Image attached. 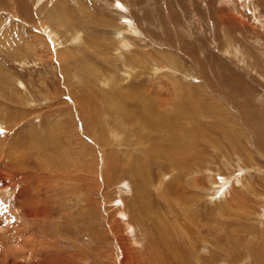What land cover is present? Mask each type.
Listing matches in <instances>:
<instances>
[{"label": "rangeland", "instance_id": "obj_1", "mask_svg": "<svg viewBox=\"0 0 264 264\" xmlns=\"http://www.w3.org/2000/svg\"><path fill=\"white\" fill-rule=\"evenodd\" d=\"M124 19L137 30V36L124 35L130 38L131 47L138 52L143 49L142 53L147 55L160 51L158 67L174 62L179 70L177 76L182 79L157 72L137 80L134 77L128 80L129 84L141 83L144 90L141 93L130 89L128 96L144 94L152 104L151 116L158 112L160 118H193L188 112L193 103L204 112V117L197 118H207L202 120L206 128L214 131L211 124L221 121L233 133L230 136L214 133L218 135V145L226 151L222 153L225 163L219 160V150L205 146L193 158L178 157L181 162H176L174 167L167 165L165 158L158 160L151 155L150 161L141 166L150 173V179L154 182L163 179V183L160 189L149 186L146 191L140 184L141 166L124 164L117 171L107 172L103 165L106 151L121 144L125 149L117 151L126 161L133 139L129 137V127H118L122 124L120 118L126 117H120L107 100L108 96L118 99L120 94L128 93L123 86L129 84L121 77L126 76L129 63L136 65L128 60V52L121 50L117 54L113 50ZM122 61L123 64L126 61L125 69L118 65ZM143 67L141 64L139 69ZM111 72L117 76L111 77ZM182 73L185 78L181 77ZM131 91L138 95L133 96ZM131 101L129 97L126 104L134 108ZM173 107L179 110V115L169 113ZM107 117L106 124L109 122L117 135L103 126L102 118ZM0 127V264H111L116 252L111 231L117 232L125 242L130 240L132 245L133 234L138 242L133 247L139 254L145 251V260L151 258L149 247L155 255L159 250L167 255L175 254L172 250L167 252L169 246L185 250L178 258L184 264H264V176L261 174L264 175V0H0ZM232 141L236 142L233 145L237 150L230 148ZM239 156L242 159L238 160ZM229 163L234 165L227 171L223 164L228 167ZM137 167L139 174L135 171ZM239 170L243 171L237 173ZM191 171L197 178V186L193 188L187 185L190 180L187 172ZM228 173L232 176L230 182L245 175L244 184L235 182L236 193L227 195L226 204L208 200L212 196L206 190L208 175L214 174L216 179L219 176L216 181L225 182L223 177ZM132 179L135 180L131 182ZM248 185L255 191L248 189ZM185 203L192 204L188 208L193 220L204 227L203 237H197L190 229L186 234L191 236L186 240L153 224L154 218L168 217L170 223L177 219L183 227H189L182 211ZM143 205L149 209L146 214L141 212ZM137 216L140 224L134 219ZM236 231L241 235H236ZM204 239L206 243L202 242ZM168 241L170 244L165 246ZM211 244L218 245L214 249ZM219 245L223 255L230 252L232 255L223 256L218 251ZM192 246L198 247L197 255ZM208 253L219 254L229 261L216 259L213 263ZM198 255H201L199 259ZM107 260L108 263L104 262Z\"/></svg>", "mask_w": 264, "mask_h": 264}, {"label": "bare ground", "instance_id": "obj_2", "mask_svg": "<svg viewBox=\"0 0 264 264\" xmlns=\"http://www.w3.org/2000/svg\"><path fill=\"white\" fill-rule=\"evenodd\" d=\"M81 1V0H80ZM58 2V1H57ZM63 2H65V1H63ZM78 2V1H77ZM60 3V2H59ZM66 3V2H65ZM82 3V2H81ZM80 3V4H81ZM106 3V2H105ZM64 4V3H63ZM117 4V3H116ZM59 5V4H58ZM120 5H122V4H120ZM120 5L118 6V7H120ZM77 7V6H76ZM85 9V8H84ZM83 10V9H82ZM107 11V10H106ZM127 11V10H126ZM60 12V11H59ZM64 12H65V10H64ZM84 12V11H83ZM110 12V11H109ZM122 13V12H121ZM116 15L117 14H119L118 13V11H117V13H115ZM93 15V14H92ZM106 15V14H105ZM104 15V16H105ZM85 16V15H84ZM120 16H121V14H120ZM93 17V16H92ZM122 17H123V15H122ZM95 18V17H94ZM119 18V17H118ZM107 19H108V17H107ZM100 20V19H99ZM98 20V21H99ZM109 20V19H108ZM122 20V19H121ZM69 21V20H68ZM85 21V20H84ZM71 22V21H70ZM96 22V21H95ZM106 22V21H105ZM104 22V23H105ZM111 22V21H110ZM128 22V20L127 19H124L123 21H122V25L120 24V28L122 29V31H120V33H119V35L117 34V37L118 38H116L115 39V42L116 41H118L117 43L118 44H116L117 45V47L115 46L114 47V49L113 50H115V52H117V54L122 50V51H124L126 54H127V52H128V54L126 55L129 59V61L131 60L132 61V63H136V65H133V64H131V63H129V65H128V67H126L127 69H128V71L126 72V76H123L122 75V77L121 78H123L124 79V77L126 78L125 80L126 81H124V82H128L127 84H129V81L128 80H131V79H134V77H135V79L137 80V78H142V77H144L145 75H149V77H150V75L151 74H153L154 75V73L156 74V72L158 73V74H164L165 73V76L167 75V76H173V75H175V76H177V72L179 71V70H176L177 68H175V66L173 65V63L174 62H170L167 66L166 65H164V64H162V67H158V65H160V60L158 59L159 58V53H160V51L158 52V51H156V53L154 54V53H149V55H147V53H142L143 52V49L141 50V52H138L137 50H134L133 49V47H131V46H133V45H130L129 43H130V38H128V37H124V35H127V34H130V35H134L135 34V36H137V30H134L133 29V24H131L132 22H130V24H128L127 23ZM78 23V22H77ZM80 23V22H79ZM94 23V22H93ZM97 23V22H96ZM107 23V22H106ZM114 23V22H113ZM66 24V23H65ZM65 24H64V26H65ZM92 24V23H91ZM102 24V23H101ZM67 26H69V23H67L66 24ZM85 25V24H84ZM99 25V24H98ZM105 25V24H104ZM111 25V24H110ZM116 25V24H115ZM74 26V25H73ZM79 26V25H78ZM106 26V25H105ZM109 26V25H108ZM82 27V26H81ZM107 27V26H106ZM110 27V26H109ZM118 27V29H120ZM84 28V27H83ZM99 28V27H98ZM113 28V27H112ZM70 29H72L71 27H70ZM95 29V28H94ZM108 29V28H107ZM73 30V29H72ZM88 30V29H87ZM102 30V29H101ZM80 31H82V30H80ZM89 31H90V29H89ZM95 31V30H94ZM108 31V30H107ZM87 32V31H86ZM103 32V31H102ZM84 33V32H83ZM92 33V32H91ZM94 33V32H93ZM96 33V32H95ZM98 33V32H97ZM118 33V32H117ZM75 34V33H74ZM90 34V33H89ZM110 33H108V35H109ZM53 35V34H52ZM71 35V34H70ZM76 36H77V39H78V37H80V33L77 31L76 32ZM85 36V35H84ZM88 36V35H87ZM91 37H93V36H91ZM73 38H75V40H76V37H73ZM82 38V37H81ZM86 38H90L89 36L88 37H86ZM94 38H97L96 36H94ZM113 38V37H112ZM137 38V37H136ZM101 39V38H100ZM99 39V40H100ZM132 39V38H131ZM139 39V38H138ZM55 41H56V39H54ZM79 40V39H78ZM82 40H83V38H82ZM104 40V39H103ZM134 40H135V38H134ZM137 40V39H136ZM72 41V40H71ZM80 41V40H79ZM89 41V40H88ZM101 41V40H100ZM99 41V42H100ZM139 41V40H138ZM76 42V41H75ZM75 42H73V43H75ZM89 42H91V40L89 41ZM95 42V41H94ZM142 41H140V43H141ZM54 43H56V42H54ZM71 43V42H70ZM83 43V42H82ZM142 43H144V42H142ZM69 44V43H68ZM80 44V43H79ZM96 44V43H95ZM94 44V45H95ZM102 44H103V42H102ZM131 44H133V43H131ZM100 45V44H99ZM144 45V44H143ZM74 46V45H73ZM87 47V49H89L88 48V44L86 45ZM97 46H98V44H97ZM101 46V45H100ZM134 46H135V44H134ZM139 46V45H138ZM156 46V45H155ZM69 47V46H68ZM77 47H80V46H77ZM92 47V46H91ZM93 47H95V46H93ZM92 47V48H93ZM102 47V46H101ZM100 47V48H101ZM104 47V46H103ZM111 47V46H110ZM148 47V46H147ZM234 47V46H233ZM84 48V47H83ZM85 48V49H86ZM96 48V47H95ZM137 48H139V47H137ZM73 49V48H72ZM84 49V50H85ZM136 49V48H135ZM147 49V48H146ZM146 49H144V50H146ZM90 50V49H89ZM89 50H88V52H89ZM94 50V49H93ZM92 50V51H93ZM103 50H104V48H103ZM102 50V51H103ZM148 50V49H147ZM149 51V50H148ZM67 52V51H66ZM81 52V51H80ZM97 52V51H96ZM104 52V51H103ZM105 52H106V50H105ZM113 52V51H112ZM73 53H76L77 54V52H73ZM94 53H95V51H94ZM88 56H90V53L88 54V53H86ZM93 54V53H92ZM97 54V53H96ZM102 54V53H101ZM67 55V54H66ZM65 55V56H66ZM69 55V54H68ZM87 55H84V56H87ZM103 55V54H102ZM109 55V54H108ZM122 55V54H121ZM160 55L162 56V53H160ZM166 55V54H165ZM73 56V55H72ZM71 56V57H72ZM83 56V57H84ZM92 56V55H91ZM90 56V57H91ZM94 56V55H93ZM92 56V57H93ZM167 56V55H166ZM94 57H96V56H94ZM93 57V58H94ZM97 57H98V55H97ZM108 57V56H107ZM123 57V56H122ZM121 57V58H122ZM77 58H79L78 56H77ZM104 58V57H103ZM110 58V57H109ZM108 58V59H109ZM114 58V57H113ZM123 58H125V54H124V57ZM164 58H165V56H164ZM63 59V58H62ZM69 59V58H68ZM72 59H73V57H72ZM90 59V58H89ZM88 59V60H89ZM162 59V58H161ZM166 59V58H165ZM63 60H65V59H63ZM95 60H96V58H95ZM100 60H102L101 58H100ZM107 60V59H106ZM164 60V59H163ZM162 60V61H163ZM80 61H82V60H80ZM96 61H98V59L96 60ZM108 61V60H107ZM111 61H113V60H111ZM110 61V64H112V62ZM130 61V62H131ZM166 61V60H165ZM168 61V60H167ZM70 62H71V60H70ZM85 62V61H84ZM109 62V61H108ZM115 62V61H114ZM65 63V62H64ZM86 63V62H85ZM101 63V62H100ZM119 63V62H118ZM125 63H126V61H125ZM124 63V64H125ZM90 64V63H89ZM88 64V65H89ZM102 65H103V63H101ZM100 64V65H101ZM106 64H108V63H106ZM110 64H108V65H110ZM124 64H123V61H122V65H121V63H119L118 65H120V67L122 66V68L123 69H125V67H124ZM141 64H143L144 65V67L143 68H141V69H139L140 67H141ZM113 65H116L117 67H118V65L117 64H113ZM126 65V64H125ZM69 66V65H68ZM84 66V65H83ZM86 66V65H85ZM111 66V65H110ZM91 67V66H90ZM94 67V66H93ZM100 67V66H99ZM103 67V66H102ZM115 67V66H114ZM116 67V68H117ZM86 68H88L89 69V67H87L86 66ZM95 68V67H94ZM98 68V67H97ZM85 69V68H84ZM91 69V68H90ZM120 69V68H119ZM83 70V69H82ZM92 70V69H91ZM99 71H101L100 69H98ZM97 70V71H98ZM107 70V69H106ZM139 70H141V71H139ZM143 70H148V73L146 72H143ZM84 71V70H83ZM88 71H90V70H88ZM112 71V70H111ZM121 71V70H120ZM107 72V71H106ZM106 72H103V73H106ZM100 73V72H99ZM102 73V72H101ZM107 73H109V72H107ZM107 73H106V75H107ZM124 73V72H123ZM96 74V73H95ZM94 74V75H95ZM111 74H112V72H111ZM111 74H110V76H111ZM113 74H114V72H113ZM112 74V76L111 77H113L114 75ZM119 74H121V73H119ZM74 75V74H73ZM103 75V74H102ZM182 76L181 77H186L185 76V74L184 73H182L181 74ZM76 76V75H75ZM108 76V75H107ZM115 76H117V75H115ZM114 76V77H115ZM96 77V76H95ZM94 77V78H95ZM80 78V77H79ZM78 78V79H79ZM97 78V77H96ZM118 78H120V77H118ZM178 80H182L180 77H176ZM98 79V78H97ZM107 79H108V77H107ZM112 79V78H111ZM111 79H110V81H111ZM114 79V78H113ZM81 80V79H80ZM95 81V80H94ZM117 81V80H116ZM97 82V81H96ZM99 82V81H98ZM109 82V81H108ZM122 81H120V83H121ZM94 83V82H93ZM96 84V83H95ZM114 84H118L117 82L115 83L114 82ZM113 84V85H114ZM119 85V84H118ZM178 84H176V85H174L175 87L177 86ZM95 86V85H94ZM107 86V85H106ZM108 86H110V85H108ZM122 86V85H121ZM105 87V86H104ZM103 87V88H104ZM112 87V86H111ZM120 87V86H119ZM124 88H126L127 90H128V93H126V94H120L121 96H119L118 97V99H115V98H113L112 99V97L110 98L109 96H108V101L111 103V104H109L110 105V108H113L114 110H115V112L117 113V114H121L120 115V117H126V118H120V120L122 121V124H118V127L120 128V127H123L124 126V129H126L127 127H129V137L131 138H133L132 139V146L129 148V149H127V151L129 150L130 152L129 153H127V157L129 158V159H127L126 161H125V159L124 160H122L120 157H121V155H119L118 154V151L119 150H124L125 148L121 145V144H115L114 146H113V149L111 150V151H106V155L104 156L105 158H103V159H105L104 160V166L106 167V168H108L107 169V172H111V170H115L116 168H118V166L119 165H124V164H127L128 166H130V165H135V166H141V165H146V163H147V161H150V159H151V157L153 156V157H156V158H158V160L159 159H161V158H165L166 159V161L168 162V164L167 165H169L170 167L171 166H173L174 167V164L176 163V162H181V161H179V159H178V157H180V156H187V157H191V158H193V157H195L196 155L195 154H198L197 153V151H199V148H201L202 146H205V148L206 149H216V150H219V160H221V162H226V160H225V158H224V156L222 155V153H225L224 151H223V148L221 147V146H219L218 145V142H217V140H218V138L216 137V136H218V135H215L214 133L215 132H219L220 134H221V136H225V135H228V136H230V135H232L233 133L231 132V129L230 128H228V126H224V124L221 122V121H219L218 123H216V124H211V127L214 129V131L210 128V127H208V128H206L205 127V123L202 121V120H206L207 118H197V117H204V112L202 111V109H200V110H198V109H196L194 106H193V103H192V106L190 107V111H188V112H191V113H189V115L191 116V117H193V118H178V116H177V118H160V116L158 115L159 113L157 112V114H152V116L150 115V112L153 110L152 109V104H151V102L146 98V96L144 95V94H141V95H139L138 97H132V96H128V94L130 93L129 91H130V89L131 90H137V91H142L141 93H143V90H144V87H143V85L140 83V85H137V86H135L134 84H129V85H127L126 87L125 86H123ZM122 87V89H124ZM102 89V88H101ZM109 89V88H108ZM121 89V90H122ZM114 90H115V88H114ZM176 90H178V89H176ZM117 91H119V93H121L120 92V90H118L117 89ZM107 92V91H106ZM110 92H111V90H110ZM126 92V91H125ZM131 92H133V91H131ZM135 92V91H134ZM134 92L133 93H131V94H133V96H137L138 94H134ZM108 93V92H107ZM124 93V92H123ZM192 93V92H191ZM116 95V94H115ZM130 95V94H129ZM104 97V96H103ZM106 97V96H105ZM129 97H131L132 98V100L134 101H131V102H133V104H134V108H130L129 107V105L128 104H126L127 102H126V99H129ZM191 98V97H190ZM103 99H105V98H103ZM139 99L142 101V102H140L139 101ZM84 101V100H83ZM82 103V102H81ZM136 103H138L139 104V106H137V104ZM167 103V102H166ZM168 104V103H167ZM94 105V104H93ZM183 106H184V104H182ZM170 106V105H169ZM180 106V105H179ZM188 106H190V105H188ZM132 107V106H131ZM155 107V106H154ZM164 107V106H163ZM183 108V107H182ZM155 109V108H154ZM179 109V108H178ZM108 110V109H107ZM92 111V110H91ZM100 111H101V109H100ZM99 111V112H100ZM181 111V110H180ZM107 112V111H106ZM183 112V111H182ZM108 113V112H107ZM169 113H173L174 115H179L180 113H179V110H177L175 107H173V108H171L170 109V112ZM94 114V113H93ZM165 114V113H164ZM184 114H186V113H184ZM97 115V114H96ZM99 115V114H98ZM103 115V114H102ZM163 115V114H162ZM174 115H172L173 117H176V116H174ZM188 115V114H187ZM104 117V116H103ZM128 117V118H127ZM165 117H167V116H165ZM101 119V118H100ZM103 120V126H105L106 128V130H108L109 128H111V126H109V122L106 124V122L105 121H108V117L107 118H102ZM220 119V118H219ZM86 121H88L87 119H85ZM118 120V119H117ZM209 121H210V119H208ZM90 121V120H89ZM101 122V121H100ZM205 122H207V121H205ZM224 122V121H223ZM208 123V122H207ZM220 123V124H219ZM232 123V122H231ZM196 124H198V126L196 125ZM88 125V124H87ZM92 126H93V124H91ZM101 125H102V123H101ZM100 125V126H101ZM111 125V124H110ZM208 125H209V123H208ZM207 125V126H208ZM91 126V127H92ZM117 126V125H116ZM193 126H196V127H193ZM61 127V126H60ZM1 128V127H0ZM4 129V128H3ZM101 129H102V127H101ZM115 129V128H114ZM226 129H228L227 131H226ZM94 130H96V129H94ZM93 129H92V131H94ZM0 131L2 132V128L0 129ZM91 131V130H90ZM103 131H105V130H103ZM110 131H112V132H114V131H116L115 132V134L116 133H118L117 132V130H113L112 128L110 129ZM111 132V134L113 135V133ZM101 133V132H100ZM105 133V132H104ZM110 133V132H109ZM119 133H122V132H120L119 131ZM1 135V134H0ZM95 135V134H94ZM117 135V134H116ZM116 135H114V136H116ZM122 135H123V133H122ZM120 136V135H119ZM98 137V136H97ZM117 137V136H116ZM53 138V137H52ZM234 138H235V136H234ZM112 139V138H111ZM107 140V139H106ZM131 140V139H130ZM129 140V141H130ZM100 141V140H99ZM112 141V140H111ZM122 141H123V139H122ZM233 143L232 144H230V145H232V147L230 146V148H235V150H237V148L234 146V145H236L235 143L236 142H234V141H232ZM123 143V142H122ZM204 143V144H203ZM234 144V145H233ZM104 145V144H103ZM124 145V144H123ZM41 146V145H40ZM106 146V145H105ZM97 147V146H96ZM108 149V148H107ZM110 150V149H109ZM118 150V151H117ZM216 150H214V151H216ZM105 151V150H104ZM201 151V150H200ZM208 151V150H207ZM203 152V151H202ZM213 152V151H212ZM233 152V151H232ZM234 152H236V151H234ZM102 153V152H101ZM149 153H150V156H149ZM214 153V152H213ZM237 153V152H236ZM235 153V154H236ZM199 154H202V153H199ZM240 154V153H239ZM68 155V154H67ZM152 155V156H151ZM192 155V156H191ZM236 155H238V154H236ZM241 155V154H240ZM217 156V155H216ZM99 157V156H98ZM123 157H125V156H123ZM122 157V158H123ZM205 157V156H204ZM227 157V156H226ZM237 158H238V156H236ZM144 159V161L142 162V160ZM138 159H140L139 160V162H136V163H133V161L134 160H138ZM146 159V160H145ZM240 159H242L240 156H239V159L238 160H240ZM203 160V159H202ZM251 160V159H250ZM141 162H142V164H141ZM191 162V161H190ZM200 162V161H199ZM216 162V161H215ZM206 163V162H205ZM72 164V163H71ZM1 165V164H0ZM83 165V164H82ZM176 165V164H175ZM234 165V164H233ZM233 165H232V163L230 164L229 163V166L228 167H226L224 164H223V166H224V168H226L227 169V171L229 170L230 171V168H232L233 169ZM2 166V165H1ZM134 166V167H135ZM157 166V165H156ZM182 166H185V164H183ZM181 166V167H182ZM88 167H89V165H88ZM123 167H125V166H123ZM139 167H137V168H135V171L138 173V168ZM176 167V166H175ZM196 167H198V166H196ZM104 168V167H103ZM131 168V167H130ZM129 168V169H130ZM144 168H145V166H141L139 169V175H141V176H143L141 179H140V181H141V183L140 184H142L141 186H142V188L146 191V190H148V188H149V186H155V188H157V189H160V187L162 186V183L163 182H161V180L163 181V179H161L159 182H154L152 179H150L151 177V175H150V173H148V172H145V170H144ZM158 168V167H157ZM3 170V169H2ZM128 170V169H127ZM126 170V171H127ZM147 170H150V169H147ZM193 170H197V169H193ZM192 170V171H193ZM198 170H201V169H198ZM116 171H117V169H116ZM129 171V170H128ZM177 171V170H176ZM187 172V176L189 175L190 177H189V182H188V187L189 188H193L194 186H197V178L195 177V175H194V172ZM206 171V170H205ZM243 170H239V171H237V173H241ZM260 171H262V170H260ZM77 172V171H76ZM151 172V171H150ZM159 172V171H158ZM2 173H3V171H2ZM124 173H126V172H124ZM172 173V172H171ZM175 173V172H174ZM231 173H233V172H231ZM235 174V175H238V174ZM246 173H247V171H246ZM78 174V173H77ZM119 174H121V173H119ZM229 174L230 173H228L226 176H224L223 177V179H226L225 180V182H221V181H216V180H218V178H220L219 176H217V179H216V177H214V174H210V175H208V185H209V188L208 189H206L207 191H208V193L209 194H211L212 196H211V198L209 199V197H208V200H211V201H213V202H216V201H218V202H220L221 204H222V202L223 203H225L224 201L226 200V198H227V195L229 194V193H231V192H234V193H236L235 191H234V184H235V182L237 181V183L238 184H244V176H243V178L241 177L240 178V176H237V178H236V180H234L233 182H230V180H231V178H232V176H229ZM262 174V176H264L263 175V173H261ZM0 175H2V174H0ZM123 176H124V174H122ZM128 175V174H127ZM132 175V174H131ZM135 175H137V174H135ZM134 175V176H135ZM150 175V176H149ZM174 175V174H173ZM201 175V174H200ZM133 176V177H134ZM84 177V176H83ZM121 177V176H120ZM129 177V176H128ZM137 177V176H136ZM180 177V176H179ZM186 177V176H185ZM201 177V176H200ZM2 178V177H1ZM82 178V177H81ZM81 178L79 177V179L81 180ZM111 178V177H110ZM160 178V177H159ZM164 178H167V175L165 174L164 175ZM187 178V177H186ZM247 178V177H246ZM98 179V178H97ZM112 179V178H111ZM114 179V178H113ZM139 179V178H138ZM99 180V179H98ZM135 179H132L131 180V182L132 181H134ZM164 180H166V179H164ZM168 180V179H167ZM84 181V180H83ZM97 181V180H96ZM199 181V180H198ZM246 181H247V179H246ZM79 182V181H78ZM85 182V181H84ZM102 182V181H101ZM112 182V181H111ZM125 182L127 183V181L125 180ZM105 183V182H104ZM108 183V182H107ZM135 183H137V182H135ZM60 184V183H59ZM98 184V183H97ZM164 184H166V183H164ZM202 184V183H201ZM103 185V184H102ZM105 185V184H104ZM115 185H117V184H115ZM126 185H128V184H126ZM138 185V184H137ZM204 185V184H203ZM139 186V185H138ZM140 186V187H141ZM60 187V186H59ZM67 187V186H66ZM80 187V186H79ZM111 187V186H110ZM113 187H114V185H113ZM103 188V187H102ZM125 188H127V187H124V189ZM141 188V189H142ZM200 189H202V188H200ZM248 189H250L252 192L253 191H255V189L253 188V187H251L250 186V188H249V185H248ZM199 190V189H198ZM203 190V189H202ZM205 190V191H206ZM101 191V190H100ZM128 191V190H127ZM143 191V190H142ZM201 192V191H200ZM93 193V192H92ZM129 193V192H128ZM137 193V192H136ZM141 193V192H140ZM233 193V194H234ZM117 194V193H116ZM121 194V193H120ZM163 194V193H162ZM235 195V194H234ZM119 196V195H118ZM136 196H138V195H136ZM167 196V195H166ZM79 197V195L77 196V198ZM164 197V196H163ZM255 197H257V198H262L261 196H258V195H255ZM166 198V197H165ZM236 199V198H235ZM92 200V198H90V201ZM118 201H119V198L117 199ZM141 200V199H140ZM147 200V199H146ZM166 200V199H165ZM175 200V199H174ZM182 200H183V198H182ZM264 200V199H263ZM136 201V200H135ZM158 201V200H157ZM177 201V203H178V199L176 200ZM233 201H235V200H233ZM232 201V202H233ZM69 202H71L70 200H69ZM132 202V201H131ZM133 202H134V200H133ZM166 202H168V201H166ZM263 202V201H262ZM153 203H155V202H153ZM169 203V202H168ZM176 203V202H175ZM179 203H180V201H179ZM235 203V202H234ZM237 203V202H236ZM147 204V203H146ZM172 204H173V202H172ZM226 204V203H225ZM239 204V203H238ZM185 205V206H184ZM183 205V216H184V219L185 218H188V220H189V223H190V225H189V227H183L181 224H183V223H181L180 224V220H177V219H173V221L170 223V221L169 220H167V218H154L153 219V224L155 225V227H158V228H160V227H162V229H163V231L164 232H168V231H170V232H174V233H176L177 235H182V236H184L185 237V239L187 240V239H189L190 238V236L191 235H188V234H186L190 229V231H191V233L192 232H194L193 234H195L197 237H199L200 235H202V237L204 236V233L205 232H203V233H201L202 232V227L200 226L201 224L200 223H198V222H196L195 220H193L194 218L192 217L193 216V213L191 212V209L190 208H188V207H192V204H189V203H185ZM264 205V204H263ZM173 206H175V205H173ZM187 206V207H186ZM181 207V206H180ZM216 207V206H215ZM235 207H236V205H235ZM125 208V207H124ZM123 208V209H124ZM228 208V207H227ZM229 209H231V210H233L232 208H229ZM237 209V208H236ZM262 209H264V207L262 208ZM147 210L149 211V209H147V207L146 206H144L143 205V207H142V209H141V212L142 213H148L147 212ZM177 210V209H176ZM175 210V211H176ZM224 211H226V210H224ZM223 211V212H224ZM258 211V210H257ZM261 211V210H260ZM263 211V210H262ZM126 212V211H125ZM173 213H175L174 211H172ZM179 212V211H178ZM172 213V214H173ZM228 213V212H227ZM230 213V212H229ZM151 215V214H150ZM222 215V214H221ZM28 216V215H27ZM121 216V215H120ZM133 216V215H132ZM149 216V215H148ZM225 216H226V214H225ZM232 216V215H231ZM255 216V215H254ZM259 216V215H258ZM141 217V216H140ZM173 217V216H172ZM182 217V216H181ZM227 217V216H226ZM228 218V217H227ZM230 218H232V217H230ZM235 217L233 216V219H234ZM254 218V217H253ZM259 218V217H258ZM135 220H137V222H139V224H140V222H141V220H139L140 218H139V216H137V219L136 218H134ZM220 219V218H219ZM224 219V218H223ZM229 219V218H228ZM228 219H226V221L228 220ZM232 219V220H233ZM237 219V218H236ZM260 219V218H259ZM200 220V219H199ZM201 221V220H200ZM222 221H224V220H222ZM237 221H240V220H238L237 219ZM236 221V222H237ZM250 221V220H249ZM252 221H254V220H252ZM259 221H261V219L259 220ZM130 222V221H129ZM221 222V221H220ZM228 222V221H227ZM234 222H235V220H234ZM256 222V221H255ZM147 223V222H146ZM151 223V222H150ZM222 223V222H221ZM220 223V224H221ZM229 223V222H228ZM257 223V222H256ZM132 224V223H131ZM186 224V223H185ZM218 224V223H217ZM226 224V223H225ZM260 224V223H259ZM142 225V224H141ZM147 225H148V223H147ZM207 225V224H206ZM227 225V224H226ZM126 226V225H125ZM193 226V227H192ZM214 226V225H213ZM232 226V225H231ZM154 227V228H155ZM127 230H128V225H127ZM137 228H139V229H141L142 231H144L145 232V230H143L140 226H138ZM143 228H145V227H143ZM148 228H150V227H148ZM204 228V227H203ZM206 228H207V226H206ZM246 228V227H245ZM183 229H185V230H183ZM219 229V228H218ZM222 229H224V228H222ZM226 229V228H225ZM228 229V228H227ZM230 229V228H229ZM254 229V228H253ZM112 230V229H111ZM209 230H211V229H209ZM209 230H208V232H209ZM233 230H235L234 228H233ZM249 230V229H248ZM224 231H226V230H224ZM251 230H249V232H250ZM112 232V234H113V237L115 238V242H113V247H115V249H116V252H115V258H114V260H112V261H110L111 262V264H153V263H157L158 264V262H160V264H174V263H176L177 261H178V258H179V254L180 253H182V251H184L185 252V250H181V249H179V250H176V249H174L173 247L172 248H169V246L168 247H166L167 248V252H171V250L172 251H175L174 253L175 254H172V253H170V255H167V253H160V250H159V253L157 252V255H155V251H153V249L151 248V247H149V257H151V258H149L148 260H145L146 258V254L144 255L143 254V252H145V251H142L141 252V254H139V252H137L135 249H134V247H133V245L134 244H136L137 245V243H136V239H134V238H136L133 234L131 235V238H132V240H133V245H132V243H130L128 240V242L126 241L125 242V239H123V238H121L120 236H118L119 234L116 232L115 234H114V231H111ZM140 232V231H139ZM223 232V231H222ZM131 233V232H130ZM147 233V232H146ZM145 233V236L147 237V234ZM188 233H190V232H188ZM234 233V232H233ZM236 233H239V232H235V234ZM117 234V236L115 237V235ZM192 234V235H193ZM223 234H224V232H223ZM248 234H250V233H248ZM254 234V232L252 231V237L255 235H253ZM141 235H144L143 234V232L141 233ZM228 235V234H227ZM237 235V234H236ZM239 235H241L240 233H239ZM182 236H181V238H182ZM251 236V235H250ZM256 236V235H255ZM193 237V236H192ZM191 237V238H192ZM229 237V236H228ZM231 237V236H230ZM229 237V238H230ZM246 237V236H245ZM208 238V237H207ZM214 238H216V237H214ZM214 238H213V240H214ZM222 238V237H221ZM233 237H231V239H232ZM254 238V237H253ZM128 239H130L129 237H128ZM144 239V238H143ZM150 239V238H149ZM176 239V238H175ZM211 239V238H210ZM224 239V238H223ZM249 239H250V237H249ZM248 239V240H249ZM257 239V238H256ZM263 240H264V238H262ZM261 239V240H262ZM153 240V239H152ZM193 240V239H192ZM191 240V241H192ZM218 241H219V239H217ZM87 241V240H86ZM195 241V240H194ZM243 241V240H242ZM186 242V241H185ZM196 242V241H195ZM202 242H205L206 243V241H205V239L202 241ZM237 242V241H236ZM240 242V241H239ZM244 242V241H243ZM247 242V241H246ZM245 242V243H246ZM259 242V241H258ZM208 243V242H207ZM213 243V242H212ZM219 243V242H218ZM220 243H224V242H220ZM219 243V244H220ZM241 243V242H240ZM264 243V242H263ZM167 244H170V242L168 241V242H166L165 243V246L167 245ZM186 244V243H185ZM215 244V243H214ZM212 245L211 247L213 248V246H214V249H215V247H217V245L218 244H216V246L215 245ZM226 244V243H225ZM228 244V243H227ZM242 244V243H241ZM193 245H195V243L193 244ZM207 245V244H206ZM205 245V246H206ZM221 245V244H220ZM220 245H219V248H220V250H218V251H220V252H222V255L224 254V252L221 250L222 249V247H220ZM230 245V244H229ZM233 245V244H232ZM246 245V244H245ZM253 244H251V246L250 247H253L252 246ZM154 246V245H153ZM186 246V245H185ZM261 246V245H260ZM130 247H131V250H129L130 249ZM143 247V246H142ZM147 247V246H146ZM156 247V246H155ZM206 247H208V246H206ZM229 247H231V246H229ZM235 247H237V246H235ZM243 247V246H242ZM259 247V246H258ZM157 248V247H156ZM192 248L193 249H195V251L193 250V253H195V255H197V253H196V251H197V249H198V247H197V249H196V247L195 246H192ZM202 248V247H201ZM205 248V247H204ZM218 248V249H219ZM233 248V247H232ZM244 248V247H243ZM259 248H261V247H259ZM264 248V247H263ZM114 249V250H115ZM213 249V250H214ZM234 249V248H233ZM250 249V248H249ZM251 249H253V248H251ZM165 250V249H164ZM208 250V249H207ZM228 251H230L229 249H227ZM236 250V249H235ZM240 250V249H239ZM140 251V250H139ZM162 251V250H161ZM242 251V255H241V253L239 254V255H241L242 257H243V252L245 251V249H243V250H241ZM253 251V250H252ZM200 252H202V251H200ZM203 252H204V249H203ZM209 252H210V249H209ZM213 252V251H212ZM214 252L215 253H217V251L216 250H214ZM249 252H251V251H249ZM260 252V251H259ZM262 252V251H261ZM264 252V251H263ZM192 253V252H191ZM207 253V252H206ZM205 253V254H206ZM226 253V252H225ZM231 253V252H230ZM230 253H226V256H227V254H230ZM248 253V252H247ZM247 253H246V255H247ZM182 254H184V253H182ZM201 254V253H200ZM208 254H210V253H208ZM234 254H236V252H234ZM237 254H238V252H237ZM252 254V253H251ZM175 255V256H174ZM181 255V254H180ZM189 255H190V253H189ZM210 255H212V259L214 260L213 261V263H215V260L217 259V260H220V259H222V257L221 256H219V254H217L218 256H214L213 254H210ZM230 255H232V254H230ZM244 255H245V253H244ZM250 255V253H248V255L247 256H249ZM109 256V255H108ZM184 256V255H183ZM191 256V255H190ZM223 256H225V255H223ZM225 256V257H226ZM235 256V255H234ZM240 256V257H241ZM254 256V255H253ZM260 256V255H259ZM132 257H134V258H132ZM198 257V259H199V257H201V255H198L197 256ZM228 257L230 258V256L228 255ZM239 257V258H240ZM148 258V257H147ZM188 258H190V257H188ZM224 258V257H223ZM250 258V257H249ZM84 259V258H83ZM87 259V258H86ZM111 259V258H110ZM180 259V258H179ZM183 259H184V257H183ZM195 259V258H194ZM197 259V260H198ZM209 259V258H208ZM207 259V260H208ZM226 261H229V259L227 260L226 258H224ZM224 259H222L221 261H223ZM243 259V258H242ZM244 259H247V257L245 256V258ZM252 259V258H251ZM156 260H158L157 262H156ZM236 260V259H235ZM238 260V259H237ZM240 260V259H239ZM238 260V261H239ZM248 260V259H247ZM196 261V260H195ZM225 261V263H228V262H226ZM249 261V260H248ZM253 261V260H252ZM104 262H107L108 263V260L107 261H104ZM109 262V263H110ZM197 262V261H196ZM217 262H219V261H217ZM231 262V261H230ZM249 262H251V261H249ZM210 263V262H209ZM239 263V262H238ZM243 263V262H242ZM241 263V264H242ZM176 264H184L183 262H180V261H178V263H176ZM201 264V263H200ZM203 264H204V262H203ZM218 264H221V263H218Z\"/></svg>", "mask_w": 264, "mask_h": 264}]
</instances>
